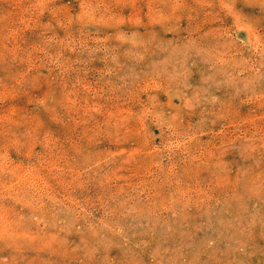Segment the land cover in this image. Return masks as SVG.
Wrapping results in <instances>:
<instances>
[{
	"label": "rangeland",
	"instance_id": "obj_1",
	"mask_svg": "<svg viewBox=\"0 0 264 264\" xmlns=\"http://www.w3.org/2000/svg\"><path fill=\"white\" fill-rule=\"evenodd\" d=\"M0 264H264V0H0Z\"/></svg>",
	"mask_w": 264,
	"mask_h": 264
}]
</instances>
